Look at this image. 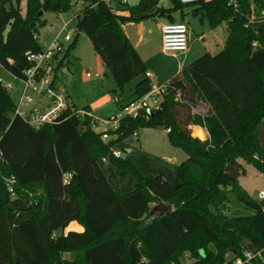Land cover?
<instances>
[{
    "label": "trees",
    "instance_id": "16d2710c",
    "mask_svg": "<svg viewBox=\"0 0 264 264\" xmlns=\"http://www.w3.org/2000/svg\"><path fill=\"white\" fill-rule=\"evenodd\" d=\"M119 3L115 9L108 0H85L64 59L80 33L86 34L116 82L114 92L141 78L127 99L144 97L151 81L125 23L151 17L175 22L176 12L193 6L194 16L210 29L227 24L225 47L184 67L169 80L159 110L123 118L119 129L108 131L113 137L108 142L87 108L81 114L73 105L54 123L34 127L16 114L17 103L0 81V264H137L143 256L152 264H223L247 250L264 254V200L240 184L241 160L264 173V22H251L253 13L259 20L264 0H171V8L160 0ZM72 7L71 0H0V65L26 79L34 67L29 56L44 52L39 43L44 12ZM57 58L58 52L53 62ZM64 59L52 70L53 87ZM178 91L191 105L204 103L207 113L193 115L189 105L176 101ZM191 124L205 128L209 138L194 137ZM146 127L169 129L170 143L187 154L175 166L178 184L112 155ZM103 158L116 176L104 172ZM128 176L134 186L125 192L117 178ZM11 178L15 196L26 198L29 209L18 211L6 201ZM230 194L249 215H228ZM161 202L173 211L151 220L150 209ZM72 222L82 230H67Z\"/></svg>",
    "mask_w": 264,
    "mask_h": 264
},
{
    "label": "rangeland",
    "instance_id": "374dc122",
    "mask_svg": "<svg viewBox=\"0 0 264 264\" xmlns=\"http://www.w3.org/2000/svg\"><path fill=\"white\" fill-rule=\"evenodd\" d=\"M72 10L64 13L44 12V19L46 24L39 29V43L44 53L51 52L57 45L62 48L58 51V58L53 62L52 68H56L59 62L64 59L69 45L74 41L78 34L76 15L84 8L85 0H71ZM108 2L117 9L119 0H108ZM136 0H128L127 5L137 4ZM160 6L169 7L170 0H160ZM185 13L176 12L178 21L184 22L188 26V52L186 56L178 57V62L181 66L186 67L197 58L203 56L205 53L213 55L218 54L224 48V43L219 45V49L214 48L215 39L220 35L223 40L228 38V26L224 22L216 29H210L207 24L205 30L208 34L204 39H199L203 34V25L199 18L193 14V6H188L184 9ZM154 12V11H152ZM144 18L147 21V38L151 42L148 47H140V53L145 57H150L154 53L159 55V40L161 32L159 28V19L156 17ZM70 21L69 28L74 31V37L71 41H66V31H62V26ZM159 21V22H158ZM162 22V21H161ZM134 25L135 34L138 33V27ZM210 31V32H209ZM220 33V34H219ZM225 34V35H224ZM137 35L132 33V40L137 44ZM161 57V55H160ZM168 62L176 64L177 60L168 58ZM77 63V64H76ZM100 63V64H99ZM75 64V66H73ZM53 77V71H50ZM90 73L92 77H88ZM99 74L100 77H95ZM56 83L62 88H66L73 98L77 109L80 111L88 107L92 116L96 120L94 126L96 131H105L109 128L107 123L111 116L120 111L122 105L128 101L134 93V88L139 78L127 83L122 91H116L117 86L112 74L107 69L102 58L95 52L93 45L84 33H80L78 43L75 49L71 50L69 56L64 59V63L58 70ZM57 75V76H58ZM0 78H2L3 85H12L13 89H9L11 95L16 103L19 102L21 91L24 86V81L14 77L6 69L0 65ZM34 94V93H33ZM118 94L123 100L122 105L111 102V97ZM108 97V98H107ZM28 103H26L27 106ZM167 130L164 128H142L139 132V138L132 137L124 141L118 148L122 151V158L128 159L134 165L142 167L148 176L156 177L163 175L166 179L172 182L173 185L179 183V178L175 172V166L180 165L187 159V154L174 147L167 136ZM167 158L177 159L176 163L167 161ZM1 159V153H0ZM244 165L245 173L240 177L241 186L247 191L251 197H257L261 190H264V173L256 166L241 160ZM100 165L104 172L110 176H116V171L110 163L100 161ZM119 188L125 192H130L134 186V179L131 176L126 178H117ZM232 208L228 212L230 216H247L250 214L249 210L238 200L235 194H230ZM68 230H81V226L72 222ZM66 258H72V255H65Z\"/></svg>",
    "mask_w": 264,
    "mask_h": 264
},
{
    "label": "built area",
    "instance_id": "2783aa9c",
    "mask_svg": "<svg viewBox=\"0 0 264 264\" xmlns=\"http://www.w3.org/2000/svg\"><path fill=\"white\" fill-rule=\"evenodd\" d=\"M125 2L126 0H122ZM183 4H194L200 0H180ZM85 5V4H84ZM264 22V9H262L259 16V20H256V16L253 13L251 17V22ZM70 21L66 22L62 31H66L65 36L66 41H71L74 37V31L69 28ZM162 50L163 53L168 56H177L180 53H185L188 51V26L184 22H166L162 25ZM62 46L59 44L51 50V52L41 53V54H31L29 60L34 62V67L26 71V79H24V86L21 91L19 102L17 103L16 114L24 118L28 123L36 128L42 127L45 124L54 123V121L68 108L72 107L66 95L51 86L52 76L50 71L53 70V55L60 51ZM37 75H40L39 80H37ZM88 77H92L90 73L87 74ZM146 76L151 81V90L144 97L140 99H133L128 101L126 104L122 105L123 100L118 95L113 97L116 104H121L120 111L111 116L108 120L110 125L108 129L104 131L102 135V140L104 142L110 141L113 137L108 131H116L119 129L120 122L125 117H130L133 119L138 118L143 111L153 113L160 109L161 102L163 101L164 95L166 94L168 83L159 84L151 80V73L147 72ZM95 77H100L96 74ZM2 82V80L0 79ZM3 83V82H2ZM8 90L13 89L12 85H7ZM32 93L42 96L47 104L46 107L41 111L29 112L26 109V103L32 102ZM176 101L182 104H187L191 108V113L193 115L204 116L207 113V106L200 102L197 105H191L187 101L183 100L181 93L178 91L176 94ZM73 109V108H72ZM84 114V111H80ZM170 131L169 129L167 130ZM140 135L139 131H136L133 135V139H138ZM112 155L115 158H122V151L120 148L114 147L112 149ZM102 162H108V158H103ZM14 178L8 179L7 188L11 193L12 197H16L13 191ZM258 199L264 200V190H261L257 196ZM137 264H152L151 261L143 256ZM223 264H264V254L263 251H244L240 255H229Z\"/></svg>",
    "mask_w": 264,
    "mask_h": 264
},
{
    "label": "crops",
    "instance_id": "0c3cea01",
    "mask_svg": "<svg viewBox=\"0 0 264 264\" xmlns=\"http://www.w3.org/2000/svg\"><path fill=\"white\" fill-rule=\"evenodd\" d=\"M136 1H138L137 4L140 2V0H136ZM125 2L128 3V0H126ZM134 5H136V4H134ZM134 5H130V6H134ZM171 7H172V3H171V0H170V6L169 7H164V8H171ZM184 13H185V11L182 13V15H184ZM154 18L156 19V17H154ZM158 19L160 21V23L158 25H159L160 32H161V38L159 40V46H160L159 47V49H160L159 55L154 53L150 57L145 58L139 51L140 47H143V48L144 47H148V46L151 45V42H152V41L150 42L149 39L147 38V33H146L147 32V30H146L147 29V21L140 20L138 22H127V23H125L123 25V28H124V31L127 34V36L132 41L133 45L135 46V48L137 49V51L139 52V54L143 58L146 66H147V69H148L147 72L151 73V80L153 82H155V83L164 84V83H168L171 78L176 76L184 68L178 62V57H180V56H184L185 57L188 51L185 52V53H180L177 56H168V55L163 53L161 28H162V25L164 23L169 22V21L166 18L158 17ZM174 19H175V22H181V21H178L176 13L174 14ZM135 23H136L137 26L140 24V26L138 27V33H136V34H135V31H134L135 30V28H134ZM204 24L205 23H202L204 31H203L202 36H200L199 39H204V37L208 34V31L205 30V28H204L205 27ZM61 30H62V28H61ZM132 33H134V35H137V37H136L137 44L135 42H133V40H132ZM226 40L224 42L223 36L220 35L218 39H215L214 48L219 49V45L221 43L222 44L224 43V47H225ZM188 49H189V47H188ZM160 55H161V57H160ZM168 58H172V59L177 60L176 64L168 62ZM73 66H75V64H73ZM57 77H59V75ZM0 79H2V78H0ZM140 79L141 78H139V80ZM54 85H55L56 89H58L59 91L63 92L66 95V97L68 98V100L71 103V105H73L77 109V106L75 105V102H74L73 98L71 97V94L69 93V91L66 88H62L61 86H58V84L56 83V80H55V84ZM31 95H32V99L33 100H32V102H29L27 104L26 109L29 112H36V111L43 110L46 107V104H47L46 100L42 96H40L38 94H35V93L33 94L32 93ZM110 101L114 102L113 97H111ZM86 108L88 110V113L91 114V111L89 110L88 107H85V108H83L80 111H86L85 110ZM189 128L192 130V135L194 137H198L201 140H206V139L209 138V134H208V132H207V130L205 128H203L201 126H198V125H192V124L189 125ZM166 133H168V131H166ZM200 133H202L203 137L200 136ZM166 160L170 161L171 163H176L177 162L176 158L175 159L167 158ZM106 163H108V162H106ZM68 228H67V230H68ZM81 230H82V227H81ZM81 230H79V231H81Z\"/></svg>",
    "mask_w": 264,
    "mask_h": 264
},
{
    "label": "water",
    "instance_id": "95a60500",
    "mask_svg": "<svg viewBox=\"0 0 264 264\" xmlns=\"http://www.w3.org/2000/svg\"><path fill=\"white\" fill-rule=\"evenodd\" d=\"M43 13L40 12V15ZM6 201L11 204L13 207L17 208L18 211H25L29 209L30 202L24 197H12L8 194H5ZM173 211V206L165 202H161L152 206L149 211V216L151 220L155 218H160L164 215L170 214Z\"/></svg>",
    "mask_w": 264,
    "mask_h": 264
}]
</instances>
